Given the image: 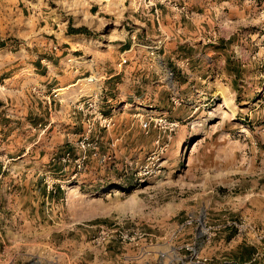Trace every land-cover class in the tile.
I'll return each mask as SVG.
<instances>
[{
  "label": "rangeland",
  "instance_id": "rangeland-1",
  "mask_svg": "<svg viewBox=\"0 0 264 264\" xmlns=\"http://www.w3.org/2000/svg\"><path fill=\"white\" fill-rule=\"evenodd\" d=\"M240 1L239 8H220L205 28L206 33L219 26V38L213 43H205L203 36L187 40L174 58L160 56L166 38L142 46L135 43L133 50L140 49L150 66L149 88L138 89L135 95L143 105L130 111L161 122L156 127L151 123L145 134L134 116L125 158L101 166L99 181L90 187L80 183L84 170L78 171L73 162L64 168L60 162L66 152L72 161L78 156L82 116L75 114L74 107L86 97L70 103L67 117L64 105L55 106L49 130L54 128L53 138L41 134L44 127L38 128L37 145L43 147L38 160L47 154L50 161L49 168L37 170L46 181L37 203L38 220L45 228L26 231L21 239L19 232L0 231L8 248L6 254L0 249L2 260L8 264H191L193 248L211 264H264V18L259 17L264 0ZM129 2L0 0V38L16 34L24 42L25 32L37 28L39 48L42 33H51L61 44L63 32H70L71 15L72 24L93 37L84 44V53L76 56L84 54L86 61L97 56L107 66L116 57L127 58V66L133 57L120 55L122 51L108 44L117 43L123 30L114 15H120ZM90 5H96L92 12L100 9L107 19L94 18L99 26L85 24L91 18ZM196 45L224 52L196 57ZM210 57L213 66H207ZM101 80L92 76L81 88L104 95V88L98 86ZM67 92L61 89L57 94L62 99L70 96ZM110 137L99 135L101 154L107 152ZM189 217L195 221L186 225ZM227 220L239 227H223ZM114 223H122L129 235L138 231L140 243L108 241L110 235L97 241L99 227Z\"/></svg>",
  "mask_w": 264,
  "mask_h": 264
},
{
  "label": "crops",
  "instance_id": "crops-1",
  "mask_svg": "<svg viewBox=\"0 0 264 264\" xmlns=\"http://www.w3.org/2000/svg\"><path fill=\"white\" fill-rule=\"evenodd\" d=\"M220 1L222 3L217 7L210 0H186V8L192 13L188 20L184 19L183 14L162 5L159 25L152 16L142 18L137 14L134 2L130 1L126 9L121 10L120 15H114V18L118 17V23L120 22L123 31L119 30L115 45L108 44L115 46L117 52L122 51L120 55L126 54V57L130 55L134 59V62L129 61V65H125L120 71L116 67L119 62L116 56L113 63L107 66L97 60V56L86 61L84 54L75 55L76 52L84 53L87 48L84 44L89 43L93 37L83 31L84 29H80L82 27L72 24L71 15L67 20L70 32H63L64 41L61 44L51 33H42L40 41L42 47L39 48L37 28L25 32L28 35L24 42L16 34L6 40L0 38V88H4V91H1L3 93H0V231L19 232L18 238L21 239L26 231L31 233L45 228L38 220L40 209L37 203L38 192L43 189L42 185L46 181L37 175V170L39 167L49 168L50 161L47 154L44 160L40 162L38 160L39 152L43 148L37 145L38 128L44 127L41 134L45 133L46 138L48 136L53 138L54 128L52 127L50 132L49 130L55 106L58 103L64 105L66 117L69 116L70 103L95 92L81 88V83L92 76L101 77L98 86L104 88V95H101L100 106L105 115L112 114L115 117L116 127L111 134L100 131L99 135L105 133L111 136L110 141L115 137H121L116 147L112 149L108 147L107 153L114 155L112 159L125 158L123 154L127 152L126 145L132 140L128 136H133L135 123L133 118L137 115L135 112L132 113L130 108L132 110L137 104H142L138 102L135 93H139V88L142 90L149 88L147 84L149 63L142 51L133 50V46L135 43L142 46L150 41L166 38L169 41L159 50L160 56L166 58L179 56L184 48L179 45L187 40H199L205 35V28L218 17L220 8L225 5L228 8H239L241 3L240 0ZM93 6L96 5H90L88 13L91 18H87L85 24L94 23L99 26L95 19L100 21L107 19L102 16L100 9L92 12ZM84 27L89 30L86 25ZM195 47L196 57L202 56L203 52L213 56L216 54L222 56L224 52V49L219 48L215 53L213 47L203 45ZM59 52L63 55L62 58H59ZM133 52L134 56L131 54ZM71 59L74 60L73 63L70 62ZM206 61L207 66H213L215 62L212 57L206 58ZM61 89L68 91L67 95L70 96L61 99L57 94ZM126 108L130 113H126ZM101 140L100 138V142ZM47 146L46 143V151ZM115 162L111 161L106 165ZM100 167L101 165L94 160L89 161L80 174V183L89 187L90 184H96L102 170ZM44 198L47 196L43 195L41 200L44 201ZM4 245V240L0 236V249L6 254L8 248ZM1 256L0 253L1 264H8Z\"/></svg>",
  "mask_w": 264,
  "mask_h": 264
},
{
  "label": "built area",
  "instance_id": "built-area-1",
  "mask_svg": "<svg viewBox=\"0 0 264 264\" xmlns=\"http://www.w3.org/2000/svg\"><path fill=\"white\" fill-rule=\"evenodd\" d=\"M134 2L135 12L139 14L142 18H148L152 16L153 20L157 25L161 21L160 7L166 5L172 10L177 11L183 14L185 20L191 18V12L186 8V0H129ZM215 6H219L222 1L220 0H210ZM255 2L254 0H243V2ZM259 17L264 18V6L259 10ZM219 38V26L217 29H209L202 39L205 43H213ZM158 43L157 45H159ZM157 47H154L155 50ZM153 51L150 54L153 56ZM127 64V59L122 58L118 64L117 68L122 69ZM101 95L93 94L89 97H86L81 102H78L75 105V114L80 113L82 116V129L83 132L80 135V140L76 144L78 150V156L75 160L72 161V156L70 152H66L60 158V162L63 167H69V164L73 162L78 171L84 170L86 163L89 160H94L101 166L106 165L112 160V155L109 153L101 154L100 152V131H105L108 134H111L116 127L115 118L112 115H105L104 111L101 109ZM139 118L141 129L145 134L150 130V124H153V127H156L157 124L161 122V119H154L152 116H146L137 114ZM121 137H115L110 141L109 148L112 149L116 147V144L120 142ZM159 142V137H157L156 143ZM64 167V168H65ZM49 188V187H48ZM195 220L192 217H189V220L185 222L186 225H191ZM197 221V220H196ZM203 226H206V223H203ZM239 227L234 222L225 221L223 227ZM100 230L97 235V241L105 240L104 235L108 237V241L112 238H117L122 243L128 241L129 243L137 246L141 239L138 231L131 233L129 235V230L124 229L122 223H114L110 227L100 226ZM206 230V229H205ZM145 240V239H144ZM148 246V245H147ZM146 248V245L145 247ZM192 250L193 257L191 258V264H211L210 261L206 258H201L193 248ZM163 257V256H162ZM159 264V263H158Z\"/></svg>",
  "mask_w": 264,
  "mask_h": 264
}]
</instances>
